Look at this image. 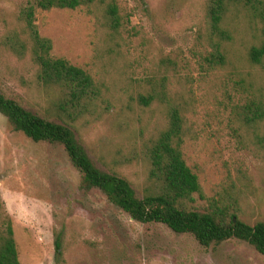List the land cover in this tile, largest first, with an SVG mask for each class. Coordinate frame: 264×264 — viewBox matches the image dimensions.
Masks as SVG:
<instances>
[{
  "label": "rangeland",
  "instance_id": "rangeland-1",
  "mask_svg": "<svg viewBox=\"0 0 264 264\" xmlns=\"http://www.w3.org/2000/svg\"><path fill=\"white\" fill-rule=\"evenodd\" d=\"M207 2L118 0L122 14L132 15L130 37L122 31L111 38L103 14L95 18L86 8L38 10L36 25L52 40L54 57L89 71L101 84L100 99L67 121L96 166L126 178L140 198L154 187L143 146L166 129L168 109L159 101L144 107L138 97L151 92L150 80L165 75L161 59H172L177 66L167 71V97L192 106L183 154L202 188L189 206L205 211L214 200L228 201L253 226L264 223V121L245 126L235 106L243 102L228 94L244 93L236 86L244 80L264 98V62L249 58L261 41L260 26L241 16L230 62L204 74L200 54L212 51ZM18 4L0 0V92L59 122L55 103L37 86L36 65L5 44L9 31L20 28ZM3 220H11L21 264H264V255L242 240L204 248L190 234L136 222L101 190L81 187V173L63 147L33 143L0 114Z\"/></svg>",
  "mask_w": 264,
  "mask_h": 264
},
{
  "label": "trees",
  "instance_id": "trees-1",
  "mask_svg": "<svg viewBox=\"0 0 264 264\" xmlns=\"http://www.w3.org/2000/svg\"><path fill=\"white\" fill-rule=\"evenodd\" d=\"M86 8L95 18L102 13L105 28L111 38H120L122 31L129 37L132 15L122 14L118 0H19L17 21L20 28L11 29L5 44L16 55L29 56L37 67L38 88L55 103L58 121L47 113H34L18 101L0 92V114L12 130L22 133L33 143H49L64 148L72 164L81 173L83 189H99L108 200L142 224H163L177 234H190L204 248L214 243L238 239L253 246L264 255V223L253 226L239 219L235 205L228 201L214 200L210 209L199 211L190 208L194 196H202L198 176L187 164L183 146L189 134L187 117L191 111L188 102L172 103L168 100L169 67L177 64L170 58L161 59L164 74L150 80V93L139 95L144 107L159 101L168 109V125L156 139L143 146V160L149 167V179L154 187L142 198L138 197L131 183L115 172L96 166L85 147L77 140L74 128L67 121H75L102 96L101 84L93 75L64 58L54 57L53 42L41 36L36 25L38 10H77ZM209 23L212 51L200 54V67L204 74L222 70L229 61L230 47L234 42L236 25L242 16L260 26L261 41L252 46L250 61L257 65L264 62V0H208L205 9ZM158 68V67H157ZM244 93L230 94L236 104L237 116L245 126L259 125L264 121V98L245 81L236 83ZM250 89V90H249ZM236 90V88H235ZM166 97L167 101L161 100ZM57 251L61 249L56 242ZM0 264H21L11 220L0 224Z\"/></svg>",
  "mask_w": 264,
  "mask_h": 264
}]
</instances>
